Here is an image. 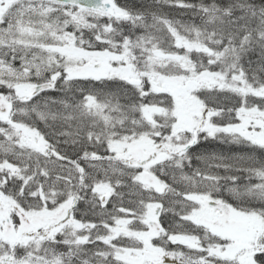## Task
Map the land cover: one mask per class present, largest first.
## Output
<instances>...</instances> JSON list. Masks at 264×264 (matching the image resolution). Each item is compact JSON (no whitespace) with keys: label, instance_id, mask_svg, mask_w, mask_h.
<instances>
[{"label":"snow or ice","instance_id":"snow-or-ice-1","mask_svg":"<svg viewBox=\"0 0 264 264\" xmlns=\"http://www.w3.org/2000/svg\"><path fill=\"white\" fill-rule=\"evenodd\" d=\"M0 264H264V0H0Z\"/></svg>","mask_w":264,"mask_h":264}]
</instances>
